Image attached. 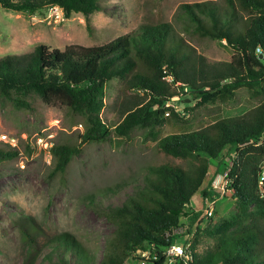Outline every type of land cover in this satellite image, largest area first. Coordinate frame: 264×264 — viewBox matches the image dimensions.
I'll return each instance as SVG.
<instances>
[{"label":"trees","instance_id":"trees-1","mask_svg":"<svg viewBox=\"0 0 264 264\" xmlns=\"http://www.w3.org/2000/svg\"><path fill=\"white\" fill-rule=\"evenodd\" d=\"M46 6L58 7L64 17L80 13L88 33L93 29L90 15L102 10L100 0H0L1 8L12 11L32 13ZM174 18L182 32L223 40L233 52L230 59L207 61L174 25L159 21L142 23L99 45L69 44L59 49L38 44L27 53L0 56V95L33 93L45 104H60L82 117L76 142L49 147V176L63 173L82 143L107 140L110 130L99 112L101 91L112 78L121 80L124 95L130 90L142 93L121 99L122 117L113 128L119 136L128 135L135 126L152 129L162 123L164 110L173 111L164 103L173 97L189 96L199 104L223 102L241 87L262 96L239 115L159 138L155 148L182 164L163 161L145 166L142 185L120 205L102 212L113 230L96 263L74 236L60 232L46 241L55 254L54 264H127L125 260L133 253L132 259H138L137 251L148 243L158 248L174 241L180 234L173 230L182 217L188 222L182 233L188 241L190 228L192 233L199 231L201 217L189 200L198 189L203 197L208 193L200 186L210 161L218 157L215 171L224 173L236 212L202 228L213 243L198 253L191 242L187 264H264V0L181 3ZM15 155L9 144L0 147V162ZM118 185L104 190L114 192ZM85 201L95 202L94 195L87 194ZM213 208L214 200L211 215ZM24 222L27 226L20 234L30 242L39 229L30 217ZM32 261L28 256L24 264Z\"/></svg>","mask_w":264,"mask_h":264},{"label":"rangeland","instance_id":"rangeland-1","mask_svg":"<svg viewBox=\"0 0 264 264\" xmlns=\"http://www.w3.org/2000/svg\"><path fill=\"white\" fill-rule=\"evenodd\" d=\"M195 1L201 0H100L102 10L90 15L91 33L87 32L80 13L64 17L56 6L32 13L0 7V56L27 53L38 44L59 49L69 44L99 45L136 30L142 23L159 21L174 25L183 40L207 61L229 60L233 52L223 40L179 29L174 18L178 5ZM121 85L120 79L112 78L101 91L103 106L99 116L110 130L107 140L82 143L81 151L70 159L64 172L53 176L48 175L51 166L48 149L55 143L76 142L82 130V117L60 104H45L33 93L0 95V147L13 142L14 145H9L16 150L13 158L0 162V264H24L28 256L33 258L31 264H54L55 254L46 241L60 232L74 236L89 260L96 263L113 230L102 212L120 205L142 185L145 166L163 161L182 164L155 148L159 138L202 127L220 117L239 115L262 99L242 87L223 102L199 104L189 96L173 97L164 106L172 108L175 117L166 109L162 123L152 129L135 126L128 135L119 136L113 128L122 117L121 99L142 94L130 90L124 95ZM220 159L210 161L200 186L208 193L203 197L198 189L189 200L193 210L201 212L199 231L195 234L190 228L187 234L189 244L193 242L198 253L213 243L202 228L236 212L224 173L215 171ZM115 183L119 185L113 188L114 192L104 190ZM87 194H93L95 202H84ZM213 200L215 211L206 220L203 217L206 202ZM26 217L39 229L30 242H24L20 234V229L27 226ZM187 226L182 217L173 232L178 234ZM183 238L182 234L175 241L182 243Z\"/></svg>","mask_w":264,"mask_h":264},{"label":"built area","instance_id":"built-area-1","mask_svg":"<svg viewBox=\"0 0 264 264\" xmlns=\"http://www.w3.org/2000/svg\"><path fill=\"white\" fill-rule=\"evenodd\" d=\"M10 145L14 143L9 142ZM212 211V201L206 202L204 208L203 217H208L211 215ZM183 230H179L178 234L181 236ZM178 236V237H179ZM153 243L146 244V248L138 250V259L134 258V253L125 260L127 264H173L179 260L183 261V264H187V261L191 260V255L189 253V242L184 240L182 243H178L175 240L170 242L166 246H160L156 248ZM136 252V253H137Z\"/></svg>","mask_w":264,"mask_h":264},{"label":"crops","instance_id":"crops-1","mask_svg":"<svg viewBox=\"0 0 264 264\" xmlns=\"http://www.w3.org/2000/svg\"><path fill=\"white\" fill-rule=\"evenodd\" d=\"M190 205V204H189ZM191 206V205H190Z\"/></svg>","mask_w":264,"mask_h":264}]
</instances>
